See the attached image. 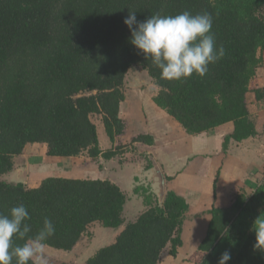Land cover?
Listing matches in <instances>:
<instances>
[{
	"label": "trees",
	"instance_id": "trees-1",
	"mask_svg": "<svg viewBox=\"0 0 264 264\" xmlns=\"http://www.w3.org/2000/svg\"><path fill=\"white\" fill-rule=\"evenodd\" d=\"M185 10L212 15L217 45L226 54L204 78L166 81L131 45L123 20L128 11L143 21ZM259 52H264V0H0V214L24 204L30 236L43 226L44 217L50 218L56 231L47 246L66 252L94 223L120 228L127 198L109 180L47 176L30 188L3 177L14 170L15 157L28 144H46L50 157H116L118 146L101 150L92 116L101 115L111 142L125 134L120 108L126 75L136 66L158 87L156 106L187 134L233 123L234 131L223 143L225 153L232 140L258 135L247 94L254 93L258 101L264 97L257 77L264 67ZM132 143L151 144L152 137L141 135ZM218 178L219 172L214 186ZM147 190L136 188L145 195L147 210L87 264H160L165 253L178 255L190 205L173 190H167L160 205ZM232 197L229 207L209 210L207 235L188 262L218 264L228 251V264H264V242L258 246L252 230L258 217L264 219V182L251 195L234 187Z\"/></svg>",
	"mask_w": 264,
	"mask_h": 264
},
{
	"label": "crops",
	"instance_id": "crops-1",
	"mask_svg": "<svg viewBox=\"0 0 264 264\" xmlns=\"http://www.w3.org/2000/svg\"><path fill=\"white\" fill-rule=\"evenodd\" d=\"M261 70H264V67ZM261 80L263 82H261L262 86H264V77ZM154 96H149L148 101L144 100L133 104L130 102L131 100H128V95L125 94V101L120 108V117L125 120L127 128L125 134L117 137L114 143L110 139L108 141L103 137L102 141H104L103 145L105 146L102 145L98 125L96 124L100 148L103 152L114 149L120 140L123 145H126L141 135L152 137L151 144L133 143L135 146L139 145L147 149L145 156L147 154L149 161L148 166L145 167L146 163L144 164L143 162L142 167L137 171L130 163V156L133 155L132 151H127L122 155L124 163L119 168H116L118 170L116 175L107 174L105 168L100 167L101 164H97L96 160L94 161L85 155L72 158L50 157L48 155H43L40 158L32 155L30 158L34 161L32 160L27 166H23V171L18 169V172L19 164L17 161H21L23 155L29 154L32 146L38 144H28L23 154L15 157L14 171L18 172L17 176L13 172L7 175L16 178V183L22 182L30 188L38 187L43 178L47 176L99 179L115 183L126 195L127 201L123 212L124 224L118 229L110 228L112 231L100 229L98 227L99 223L90 225L87 233L82 236L73 250L69 251L70 253L82 244L86 237L85 235L91 229L98 232V235L97 233L94 234L93 239H97L99 234H101L100 237L103 240H116L118 234L129 223L125 220V215L127 216L126 213L130 209L131 195L134 198L138 196L141 198V200L135 201V220L147 210L146 206L143 207L145 198L141 195L142 192H136V188L145 186L147 174L148 178H153L151 174L154 173L156 165L164 177L165 195L167 190H173L184 197L190 205L183 225V245L179 248L178 255L172 257L165 253L160 264H193L188 262L187 259L198 250L199 245L207 235L212 217L208 213L209 210L213 207H229L233 200L234 187H241L248 195H251L264 182V97L258 101L254 93L247 94L248 108L252 120L256 124L258 135L242 142L232 140L224 153L223 143L226 136L233 133V123L224 124L200 135H189L175 119L156 106L153 101ZM143 102L148 103L141 105ZM129 105V111L131 112L128 120V117L126 119L124 116L123 111ZM43 145L47 148L46 144ZM111 160H107L106 163H110ZM48 172L53 173L45 175ZM218 172V182L214 186ZM158 181L159 178L156 182ZM150 192H152L151 189ZM131 214L133 215V213ZM111 244L109 242L108 245ZM100 248L103 247H99L96 251Z\"/></svg>",
	"mask_w": 264,
	"mask_h": 264
},
{
	"label": "clouds",
	"instance_id": "clouds-1",
	"mask_svg": "<svg viewBox=\"0 0 264 264\" xmlns=\"http://www.w3.org/2000/svg\"><path fill=\"white\" fill-rule=\"evenodd\" d=\"M129 29L130 43L150 59L166 81L184 82L194 75L204 78L210 68L225 56L223 45H217L213 17L207 12L193 14L185 10L176 15L156 13L139 21L136 12L128 11L123 20ZM29 212L24 204L0 214V264H48L45 255L47 241L55 235L53 221L44 217L43 226L30 236ZM257 245L264 242V219L258 217L252 225ZM15 241H23L18 244ZM231 254L224 251L218 264H228Z\"/></svg>",
	"mask_w": 264,
	"mask_h": 264
},
{
	"label": "rangeland",
	"instance_id": "rangeland-1",
	"mask_svg": "<svg viewBox=\"0 0 264 264\" xmlns=\"http://www.w3.org/2000/svg\"><path fill=\"white\" fill-rule=\"evenodd\" d=\"M260 54L264 59V52L263 53L259 52V55ZM261 69H263V67ZM261 69L258 70L259 75H257V77L262 82L261 78L263 79V77H264V70H261ZM157 89H158V87L155 86L152 78L148 75L147 71H145L140 66H136V67L132 68L131 70H129V72L126 75L125 84H124V92H125V94L128 95V100H131L130 102H132L133 104H135L137 102L144 101V100L148 101L150 98L149 96H153V95L157 94V92H158ZM147 103L148 102H143V103H141V105L147 104ZM129 110H130V105L124 108L123 112H124V116L126 117V119L131 112ZM128 120H129V117H128ZM92 121L98 125L99 136L101 138V143L103 145V142H104V141H102L103 137H105L108 141H109V137L107 136V134L104 130V127L102 125L103 123H102L101 115L92 116ZM122 143L123 142H121V140H120L119 144H117V146L120 147L119 154L117 157H114L110 163H106L107 160H105L103 158L96 160L97 164H99V165L101 164L100 167L105 168V171L107 174L110 173L111 175H116V173H118V170H116V168H119L120 165H122L124 163L122 155L124 153H126L127 151L133 152V155L130 156V163L134 166V169L136 171L140 167H142L143 162H144V164L146 163L145 167L148 166L149 161L147 158V154L145 156V153L147 151L146 148H144L143 146H139V145L135 146V145H133L132 142L127 143L125 146H123ZM103 146H105V145H103ZM32 155H35L37 157L39 156L40 158L43 155L47 156L46 146L43 144H38V145L32 146V150H30V153L24 154L22 160L17 161L19 164L17 170L19 169L20 171H23V168H24L23 166H27L33 160L30 158V157H32ZM85 156H88V155L85 154ZM14 170L12 172L15 173L17 176V173L19 172V170H18V172L14 171ZM136 171H135V173H136ZM52 173L53 172H48L45 175H51ZM151 175L153 176V178H148L149 176L147 174V176H146L147 178L145 180V186H139V187H143L145 189H148L149 191L151 189L152 192L154 193L155 198L158 201V196H157L158 189L156 188V186H158V182H156L158 180V177H157L156 169L154 170V173ZM143 179H144V177H143ZM4 180L10 181V182H15L16 178H12L10 175H6V176H4ZM149 191H148V193H149ZM141 195L145 196L143 193ZM138 199L141 200L140 196L134 198V196L131 195L130 209L126 213L127 216L125 215V220L127 222H131V221L135 220L134 216H136V214L134 215V213H135L134 207L136 204L135 201H138ZM145 206L146 205H144L143 207H145ZM130 212L133 213V215ZM127 218H129V220H127ZM98 227L102 230L112 231L110 228H104L100 224ZM95 233H97V235H98L97 230L91 229V231L85 235L86 237L83 240L82 244L75 251H73L71 253L63 251V250H57L55 248L47 246V248L45 250V255H46V258L48 260V264H87V260L95 254L94 252L99 247H105L106 245L109 244V242L111 244L115 240V239H113L112 241L110 239L103 240V238L100 237L101 234H99V237H97V239H93ZM92 235H93V237H92ZM99 238H101V239H99ZM92 240H93V243H92Z\"/></svg>",
	"mask_w": 264,
	"mask_h": 264
},
{
	"label": "water",
	"instance_id": "water-1",
	"mask_svg": "<svg viewBox=\"0 0 264 264\" xmlns=\"http://www.w3.org/2000/svg\"><path fill=\"white\" fill-rule=\"evenodd\" d=\"M155 167H156V170L158 172L157 175H158V178H159L158 186H156V188L158 189V193H157L158 202H159L160 205H162V203L164 201V198H165L164 177H163V175H162L161 170L159 169V167L157 165Z\"/></svg>",
	"mask_w": 264,
	"mask_h": 264
}]
</instances>
